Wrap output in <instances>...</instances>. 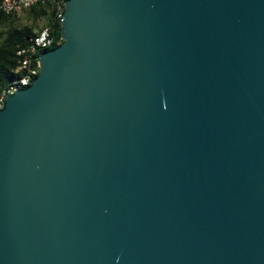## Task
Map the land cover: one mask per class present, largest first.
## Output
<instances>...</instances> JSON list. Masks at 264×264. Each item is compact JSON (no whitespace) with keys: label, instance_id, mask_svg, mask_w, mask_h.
<instances>
[{"label":"water","instance_id":"obj_1","mask_svg":"<svg viewBox=\"0 0 264 264\" xmlns=\"http://www.w3.org/2000/svg\"><path fill=\"white\" fill-rule=\"evenodd\" d=\"M0 105V264H264V0H66Z\"/></svg>","mask_w":264,"mask_h":264},{"label":"built area","instance_id":"obj_2","mask_svg":"<svg viewBox=\"0 0 264 264\" xmlns=\"http://www.w3.org/2000/svg\"><path fill=\"white\" fill-rule=\"evenodd\" d=\"M48 0H0V9L5 12H17L33 3H45ZM54 2V18L61 24L66 0H52ZM62 41L47 26L36 33L30 34L25 41L16 45V75L0 88V105L9 92L28 85L38 73V57L42 50L51 48Z\"/></svg>","mask_w":264,"mask_h":264},{"label":"trees","instance_id":"obj_3","mask_svg":"<svg viewBox=\"0 0 264 264\" xmlns=\"http://www.w3.org/2000/svg\"><path fill=\"white\" fill-rule=\"evenodd\" d=\"M22 16H27L32 22L23 21ZM43 18L44 25L36 27L34 21ZM45 26L59 37L61 24L54 18L52 0L45 3H33L17 12H5L0 9V88L16 75L14 70L16 45L24 42L27 36Z\"/></svg>","mask_w":264,"mask_h":264},{"label":"rangeland","instance_id":"obj_4","mask_svg":"<svg viewBox=\"0 0 264 264\" xmlns=\"http://www.w3.org/2000/svg\"><path fill=\"white\" fill-rule=\"evenodd\" d=\"M21 19H22L23 21H25V22H28V23H31V22H32V20L29 19L27 16H26V17H25V16H22ZM44 23H45V19H44V18H43V19H38V20L34 21V25H35L36 27H37V26H43Z\"/></svg>","mask_w":264,"mask_h":264}]
</instances>
